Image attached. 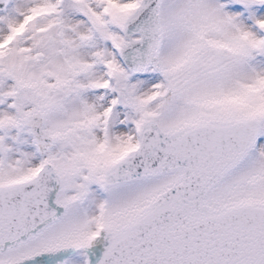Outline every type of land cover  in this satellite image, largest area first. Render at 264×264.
<instances>
[{
	"label": "snow or ice",
	"instance_id": "1",
	"mask_svg": "<svg viewBox=\"0 0 264 264\" xmlns=\"http://www.w3.org/2000/svg\"><path fill=\"white\" fill-rule=\"evenodd\" d=\"M0 264H264V0H0Z\"/></svg>",
	"mask_w": 264,
	"mask_h": 264
}]
</instances>
